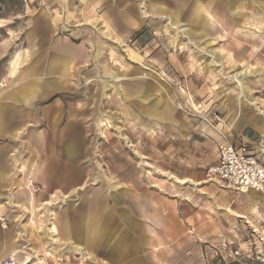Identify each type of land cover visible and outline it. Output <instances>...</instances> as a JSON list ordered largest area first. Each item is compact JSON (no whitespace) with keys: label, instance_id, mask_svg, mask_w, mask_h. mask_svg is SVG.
<instances>
[{"label":"rangeland","instance_id":"1","mask_svg":"<svg viewBox=\"0 0 264 264\" xmlns=\"http://www.w3.org/2000/svg\"><path fill=\"white\" fill-rule=\"evenodd\" d=\"M44 11L86 55L72 101L93 187L136 180L189 202L199 223L189 264H264V203L208 177L220 142L264 116V0H0V42L25 46ZM251 145L264 162V138ZM69 172L60 186L78 177ZM34 256L14 258L102 264L53 245Z\"/></svg>","mask_w":264,"mask_h":264},{"label":"crops","instance_id":"2","mask_svg":"<svg viewBox=\"0 0 264 264\" xmlns=\"http://www.w3.org/2000/svg\"><path fill=\"white\" fill-rule=\"evenodd\" d=\"M59 32L57 18L44 11L30 23L25 46L0 42V261L31 263L53 245L102 264H189L191 230L199 226L189 202L136 180L93 187L87 125L72 101L86 55ZM259 134L264 116L231 142L257 155L251 144ZM63 168L78 176L64 187L57 182ZM225 191L251 196L253 208L264 203L260 192Z\"/></svg>","mask_w":264,"mask_h":264},{"label":"built area","instance_id":"3","mask_svg":"<svg viewBox=\"0 0 264 264\" xmlns=\"http://www.w3.org/2000/svg\"><path fill=\"white\" fill-rule=\"evenodd\" d=\"M208 177L241 191L253 190L264 193V163L246 144L237 146L230 141L220 143L218 161L210 166ZM29 185L34 188L32 180H29ZM1 221L5 227V220L1 219ZM0 264H17V262L11 256L0 261Z\"/></svg>","mask_w":264,"mask_h":264},{"label":"bare ground","instance_id":"4","mask_svg":"<svg viewBox=\"0 0 264 264\" xmlns=\"http://www.w3.org/2000/svg\"><path fill=\"white\" fill-rule=\"evenodd\" d=\"M237 76H238V74H237ZM237 76H236V77H237ZM161 101H162V100H161ZM263 151H264V150H263ZM263 153H264V152H263ZM260 196H261L262 198H264V193H261ZM75 247H76V246H75ZM80 249H81V248H77V250H80ZM13 257H14V256H13Z\"/></svg>","mask_w":264,"mask_h":264}]
</instances>
